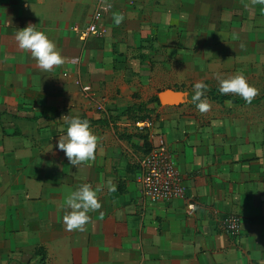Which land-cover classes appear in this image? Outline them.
Segmentation results:
<instances>
[{
  "label": "crops",
  "instance_id": "0c3cea01",
  "mask_svg": "<svg viewBox=\"0 0 264 264\" xmlns=\"http://www.w3.org/2000/svg\"><path fill=\"white\" fill-rule=\"evenodd\" d=\"M109 1L100 36L86 35L98 0H0V264H264V116L227 112L239 102L206 91L201 112L191 98L197 82L218 90L216 74L233 71L226 61L264 39V5ZM28 25L55 43L62 65L45 72L19 48L15 34ZM134 105L152 114L183 197L143 194L140 139L126 137L134 118L117 117ZM73 117L97 138L95 159L76 167L57 147ZM84 184L101 188L102 207L70 232L65 198ZM229 214L242 218L237 237L221 228Z\"/></svg>",
  "mask_w": 264,
  "mask_h": 264
},
{
  "label": "clouds",
  "instance_id": "9594fccd",
  "mask_svg": "<svg viewBox=\"0 0 264 264\" xmlns=\"http://www.w3.org/2000/svg\"><path fill=\"white\" fill-rule=\"evenodd\" d=\"M253 3L264 5V0H253ZM123 16L116 18L119 24ZM20 49L29 51L31 56L37 61L38 67L47 72L54 66L64 63V58L56 50L55 43L41 31L36 30L32 25L19 30L15 34ZM219 82V93L221 95L235 94L251 103L257 91L252 87L242 75H235L222 78L217 75ZM208 85L204 82H197L194 85L192 102L201 112L209 110V104L201 100L207 90ZM66 135L59 138L57 147L63 151L70 165L78 166L82 162L95 159L97 148V138L90 129L86 119L73 117L67 121ZM110 183V182H109ZM114 191V187L110 189ZM101 188L93 189L91 185L84 184L74 191H70L65 198V205L71 209L63 217V222L67 231H85V226L90 222V212H95L102 207L97 193Z\"/></svg>",
  "mask_w": 264,
  "mask_h": 264
},
{
  "label": "built area",
  "instance_id": "2783aa9c",
  "mask_svg": "<svg viewBox=\"0 0 264 264\" xmlns=\"http://www.w3.org/2000/svg\"><path fill=\"white\" fill-rule=\"evenodd\" d=\"M113 5L109 0H98L95 10L86 29V35H103V20L105 12L112 10ZM76 83L81 86L87 99H92V87L83 85L80 79ZM105 105L100 104L98 110H104ZM154 124L153 117L134 119L131 123L132 133L148 134L151 149L148 153L134 154L141 169V186L143 194L151 199L172 201L184 196L185 185L179 176L174 158L165 139L158 134V138L151 135L150 129ZM193 208L194 204H190ZM222 230L231 237H237L241 233L242 218L238 214H229L220 221Z\"/></svg>",
  "mask_w": 264,
  "mask_h": 264
},
{
  "label": "rangeland",
  "instance_id": "374dc122",
  "mask_svg": "<svg viewBox=\"0 0 264 264\" xmlns=\"http://www.w3.org/2000/svg\"><path fill=\"white\" fill-rule=\"evenodd\" d=\"M264 38V36H261ZM257 46V47H256ZM238 47V46H236ZM252 48L247 49L246 51H252L248 56H235L226 61V63L233 67V71L220 75L222 78H228L235 75H242L247 82L256 89L257 94L253 99L259 98L260 101L255 104L250 103H239L231 105L232 103L227 102L224 105V108L227 112L232 113L237 108L241 107V112L243 114L258 113L260 118L264 116V39H260L257 45L251 44ZM256 47V48H255ZM239 50L242 47L238 48ZM257 49V50H255ZM243 50V49H242ZM216 74L215 77H217ZM217 79V78H216ZM212 88V87H210ZM219 90V87H217ZM235 99H243L235 94H229ZM207 97H201V100L205 102L204 99ZM208 104V101H206ZM233 106V107H232ZM236 108V109H235ZM261 124L264 125V121L260 120Z\"/></svg>",
  "mask_w": 264,
  "mask_h": 264
},
{
  "label": "trees",
  "instance_id": "16d2710c",
  "mask_svg": "<svg viewBox=\"0 0 264 264\" xmlns=\"http://www.w3.org/2000/svg\"><path fill=\"white\" fill-rule=\"evenodd\" d=\"M206 92L208 94L207 96H209L212 100H214V101H216L218 103H224L226 100H232V101H236V102H239V103H244L243 99L235 100L230 95H221L217 89H209V88H207ZM152 100L155 103H158V98L157 97L152 98ZM122 115H130V116H133L134 119L145 118V117H153L152 114L149 113V109L146 106H144V105H134V106L128 108L127 111L122 112L121 114H118L117 117H120ZM132 136H137L140 139V143L136 144V146H135L136 149L139 152L148 153L150 151L151 144H150L149 139H148V134L132 133V134L127 135L126 137H132ZM122 137H124V134H122ZM40 253H41V255L44 254L43 252L38 250L37 254L40 255ZM44 259H45V255H43V260Z\"/></svg>",
  "mask_w": 264,
  "mask_h": 264
}]
</instances>
